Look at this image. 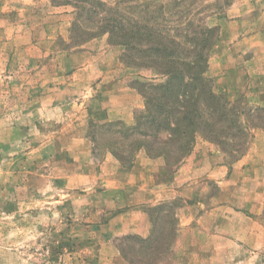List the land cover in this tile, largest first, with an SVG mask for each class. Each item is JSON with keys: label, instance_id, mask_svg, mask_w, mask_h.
Wrapping results in <instances>:
<instances>
[{"label": "rangeland", "instance_id": "1", "mask_svg": "<svg viewBox=\"0 0 264 264\" xmlns=\"http://www.w3.org/2000/svg\"><path fill=\"white\" fill-rule=\"evenodd\" d=\"M236 3L240 21L264 14V0H0V264H264V64L234 45ZM153 23L181 43L169 47L178 61L203 50L216 97L187 74L199 99L170 129L150 117L181 108L157 112L164 78L142 52ZM141 155L159 169L128 173ZM184 177L194 179L157 205L124 206L138 196L127 186L163 194ZM127 212L148 217L147 237L116 235L109 221Z\"/></svg>", "mask_w": 264, "mask_h": 264}, {"label": "trees", "instance_id": "2", "mask_svg": "<svg viewBox=\"0 0 264 264\" xmlns=\"http://www.w3.org/2000/svg\"><path fill=\"white\" fill-rule=\"evenodd\" d=\"M144 27L147 33L145 34L146 44L143 47L142 52H144V54L150 52L149 56L153 57L151 59V62H153L154 66H156V74L164 78V80L160 84L152 86V89L155 91V94H160L156 97L155 102L156 107L158 108L157 112L158 114H161L160 112L163 107V104H168L170 101L178 105V107H181L172 108L169 111H165L167 113V118L164 120V122L156 120V118H154V115L150 117H152V122L154 123L157 129H170L177 125V123H173L172 118H175V116L177 115H180V117L182 118H186L185 116H187L189 113V110L186 108L187 103L191 99H193L194 102L199 99L198 95L191 97L186 94L188 87V85L186 84L188 83H185V76L187 74H192L195 72L192 75L191 89L200 90L203 96H206L207 100L215 101L216 97L207 88V84L205 83L206 79H204L203 74L201 75L199 73V70L202 69L203 61L205 58L202 53L203 50H201L199 53H196L195 56H192L193 61L189 62V64L185 63V57L178 61V56L175 55V52L169 47L171 46L173 49H178L177 47H179L181 43L176 42L174 40H166L160 36L153 35V33H162L164 27L162 28V25L160 23H153L151 25L146 24ZM210 31L211 29L201 31V35L204 36L201 39L202 44L205 43L206 45V39ZM151 53L155 55H152ZM149 56L145 58H150ZM186 57L190 58L191 56ZM195 84H199L201 87L198 88ZM151 102L153 103V100H151L150 98V100H148L147 102V106H149V103ZM178 103H181V105H179ZM147 111H149V107ZM147 117L144 116L142 120ZM170 117L172 118L170 119ZM187 123L188 126L192 124L190 121H187ZM132 131L134 132L133 129H131V132ZM141 134L144 137L146 136L143 133Z\"/></svg>", "mask_w": 264, "mask_h": 264}, {"label": "crops", "instance_id": "3", "mask_svg": "<svg viewBox=\"0 0 264 264\" xmlns=\"http://www.w3.org/2000/svg\"><path fill=\"white\" fill-rule=\"evenodd\" d=\"M238 6L239 3H236L232 8V11L233 10L235 11L236 10L235 8L238 9L237 10L238 16H236V18L239 19L237 21V26L239 28L238 30H240L238 33V38H236V43H234V45L236 44L240 45L243 42L249 43L247 47L253 49L254 55L248 61H253V62L258 61L260 65H263L264 45L262 44V40L260 39L261 36H259V34L264 30V14H261L262 11H259V13L253 15L251 19L247 20L246 22H243L240 21L241 20L240 18L242 17V14H245L246 12H240ZM239 13L242 14L240 15ZM244 26H246L247 28L246 31H244L243 28ZM255 40L258 42H254ZM118 99H119L118 95L106 99V101H104V105H102V108L110 109L119 106V104L118 105L115 104V101H117ZM194 156L195 154L188 156L179 164V166L176 168V171L172 174L171 177L174 181H177V179H179L182 176V174L184 175L186 174V171L188 170L189 166H191L193 163L192 160ZM159 164L160 161L158 159L149 158L148 156L143 157L141 155L140 158L134 161V164L129 168L128 173L138 172L140 174H143L147 166L156 167V171H157L159 169ZM218 164L222 166V160H220ZM192 179H194V177H188V178L184 177V181L182 183H178L172 187H165L166 190H163L162 192L163 194H160V191H158L156 187H153V185H137V186L135 185V186H131V188L127 186V189L129 191L128 193H130V195L137 194L138 196L133 201H128L124 206L131 207L132 205L141 206V205H149V204L151 206L157 205L159 204L160 201H164L169 198L167 196V193L169 191H174L176 193V192H180V189L184 190L185 188H187L190 185ZM115 188L117 189L120 187H115ZM188 208H193V207L188 206ZM183 219H184V222H182L183 226H190L194 221L193 217H189L188 215L186 216L184 215ZM114 222H119L121 225L120 230L118 232L117 231L115 232L116 235L118 236L135 234L145 238L151 232V224L148 217L145 214H140L137 212L135 213L127 212L120 216L114 217L111 221H109V224ZM133 222L137 223L138 225L135 224L134 226Z\"/></svg>", "mask_w": 264, "mask_h": 264}]
</instances>
